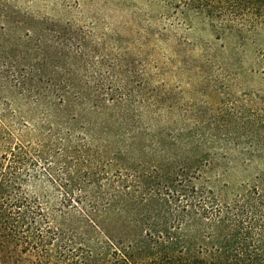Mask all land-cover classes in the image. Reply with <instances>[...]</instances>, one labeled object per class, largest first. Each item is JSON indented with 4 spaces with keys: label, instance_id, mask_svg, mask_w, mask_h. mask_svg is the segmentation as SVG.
<instances>
[{
    "label": "trees",
    "instance_id": "obj_1",
    "mask_svg": "<svg viewBox=\"0 0 264 264\" xmlns=\"http://www.w3.org/2000/svg\"><path fill=\"white\" fill-rule=\"evenodd\" d=\"M8 2L0 0V264H264V176L225 179L243 138L252 152L239 156L264 157L250 132L264 133V109L242 136L229 131L237 123L206 133L202 123L142 119L164 103L145 107L138 89L68 84L78 75L60 62L71 64L81 32L51 19L30 28ZM166 2L216 40L252 45L250 71L264 77V0Z\"/></svg>",
    "mask_w": 264,
    "mask_h": 264
},
{
    "label": "rangeland",
    "instance_id": "obj_2",
    "mask_svg": "<svg viewBox=\"0 0 264 264\" xmlns=\"http://www.w3.org/2000/svg\"><path fill=\"white\" fill-rule=\"evenodd\" d=\"M8 1L17 18L28 17L30 28L51 19L81 32L82 46L76 56L70 53L71 64L67 59L60 62L78 75L68 84L138 89L137 99L145 107L155 100L164 103L155 113L142 109L138 114L142 119L151 117L188 130L202 123L206 133L210 124L237 123L240 131H229L242 136L251 112L264 109V77L250 71L255 65L254 47L241 48L235 39L216 40L209 26L194 17L186 25L166 0ZM34 46L31 39L23 47L29 51ZM47 59L46 70L51 71L55 64ZM0 92L6 95L3 88ZM250 132L263 149L262 129ZM248 147L243 138L228 164L225 179L231 185L264 176V157L245 161L238 155L252 152Z\"/></svg>",
    "mask_w": 264,
    "mask_h": 264
}]
</instances>
